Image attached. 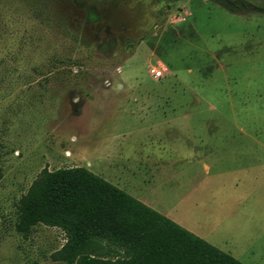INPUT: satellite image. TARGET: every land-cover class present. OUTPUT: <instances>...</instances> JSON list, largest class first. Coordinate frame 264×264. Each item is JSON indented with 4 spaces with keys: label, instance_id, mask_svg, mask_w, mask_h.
<instances>
[{
    "label": "rangeland",
    "instance_id": "obj_1",
    "mask_svg": "<svg viewBox=\"0 0 264 264\" xmlns=\"http://www.w3.org/2000/svg\"><path fill=\"white\" fill-rule=\"evenodd\" d=\"M228 2L248 8L233 13ZM261 8L264 0H0V264H66L53 260L62 230L18 229L20 205L45 169L88 160L96 173L110 168L100 151L114 147L129 155L114 162L140 166L152 151L143 131L175 128L182 109L212 118L195 128H243L264 143ZM200 183L188 188L202 187L205 211L243 220L232 250H221L264 264V199L238 203L231 189ZM206 217L189 220L208 231Z\"/></svg>",
    "mask_w": 264,
    "mask_h": 264
},
{
    "label": "trees",
    "instance_id": "obj_2",
    "mask_svg": "<svg viewBox=\"0 0 264 264\" xmlns=\"http://www.w3.org/2000/svg\"><path fill=\"white\" fill-rule=\"evenodd\" d=\"M227 8L236 13L248 5ZM19 211L22 233L36 225L62 230L56 262L244 264L85 167L45 169ZM105 250L114 259L101 258Z\"/></svg>",
    "mask_w": 264,
    "mask_h": 264
},
{
    "label": "crops",
    "instance_id": "obj_3",
    "mask_svg": "<svg viewBox=\"0 0 264 264\" xmlns=\"http://www.w3.org/2000/svg\"><path fill=\"white\" fill-rule=\"evenodd\" d=\"M194 101V104L201 105L203 100ZM201 110L187 114L182 109V113L176 114L175 128L145 129L143 132L152 151L147 153L146 161L139 162L140 166L131 162H114L124 156L121 147L100 151L99 160L102 163L111 161L110 168L116 164L117 168L100 166L96 174L218 249L231 251L235 225H241L243 220L235 213L225 216L222 210L205 211V204L197 195L202 187L189 189L188 186L192 181L201 184L205 178L212 183L211 188L231 189L234 201L242 203L247 198L256 205L264 199V191H261L264 188V143L243 128H195L197 121L212 120ZM189 120L192 121L191 127L180 123ZM124 157L129 159V155ZM87 162L86 168H94L91 161ZM246 185L248 195L243 189ZM193 212L201 220L207 216L212 227L204 231L202 226L191 223L189 217H193ZM238 256L241 258L242 255Z\"/></svg>",
    "mask_w": 264,
    "mask_h": 264
},
{
    "label": "built area",
    "instance_id": "obj_4",
    "mask_svg": "<svg viewBox=\"0 0 264 264\" xmlns=\"http://www.w3.org/2000/svg\"><path fill=\"white\" fill-rule=\"evenodd\" d=\"M162 73H163L162 70H158V71L156 72L157 76H161Z\"/></svg>",
    "mask_w": 264,
    "mask_h": 264
}]
</instances>
